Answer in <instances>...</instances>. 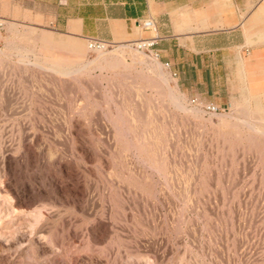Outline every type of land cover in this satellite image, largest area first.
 I'll return each mask as SVG.
<instances>
[{"label": "rangeland", "instance_id": "374dc122", "mask_svg": "<svg viewBox=\"0 0 264 264\" xmlns=\"http://www.w3.org/2000/svg\"><path fill=\"white\" fill-rule=\"evenodd\" d=\"M34 6L0 0V264H264V79L182 87L154 28L93 45Z\"/></svg>", "mask_w": 264, "mask_h": 264}, {"label": "crops", "instance_id": "0c3cea01", "mask_svg": "<svg viewBox=\"0 0 264 264\" xmlns=\"http://www.w3.org/2000/svg\"><path fill=\"white\" fill-rule=\"evenodd\" d=\"M29 1L35 9L27 8V21L93 40L131 39L153 19L155 34L140 37L155 36L153 50L182 87H192L194 76L209 80L212 65L237 64L264 79V0Z\"/></svg>", "mask_w": 264, "mask_h": 264}, {"label": "built area", "instance_id": "2783aa9c", "mask_svg": "<svg viewBox=\"0 0 264 264\" xmlns=\"http://www.w3.org/2000/svg\"><path fill=\"white\" fill-rule=\"evenodd\" d=\"M2 17H0V32L4 27V21L1 19ZM141 28H145V29H153L154 28V21L151 18H147L145 20L142 21L141 23ZM143 40L137 42L139 44H137L139 47H151V51L153 52L154 56H156L157 58H159V55L156 51L153 50V44L155 41V36H152L150 38H142ZM93 45L95 44H101V41L104 40H98V39H91ZM167 65V64H166ZM204 109L209 112V113H217L221 110V108L213 103H208L207 105H205Z\"/></svg>", "mask_w": 264, "mask_h": 264}, {"label": "bare ground", "instance_id": "6f19581e", "mask_svg": "<svg viewBox=\"0 0 264 264\" xmlns=\"http://www.w3.org/2000/svg\"><path fill=\"white\" fill-rule=\"evenodd\" d=\"M5 19V18H4ZM3 20V19H2ZM9 21V20H8ZM6 22V21H5ZM61 40H63V39H61ZM123 47V46H122ZM114 51V50H113ZM105 52V51H104ZM121 52V51H120ZM101 55H103V53H101ZM115 55H117V54H115ZM99 57V56H98ZM112 58V57H111ZM21 61H23V60H21ZM152 63L153 64H155L156 65V67L158 68V71L161 73V70H160V67L161 66H159V63L157 62V60H156V58H154L153 60H152ZM40 64V63H39ZM87 64V63H86ZM41 65V64H40ZM54 65H56V64H54ZM82 65V64H81ZM85 65V64H84ZM83 65V66H84ZM74 66H77V65H74ZM48 67V66H47ZM81 68V66L79 67V68H73V65L72 66H70V67H68V68H65V69H58V70H60L61 71V73H69V72H73V71H75V70H77V69H80ZM55 70V69H54ZM171 87V86H170ZM170 94H172V96H173V98H174V100H175V102H177V99H178V93H174L173 92V89H170ZM178 96H177V95ZM181 101V100H180ZM178 102H179V100H178ZM178 104V103H177ZM176 104V105H177Z\"/></svg>", "mask_w": 264, "mask_h": 264}]
</instances>
